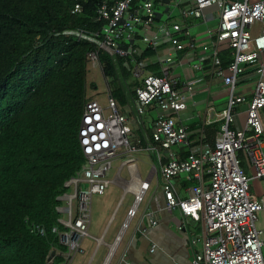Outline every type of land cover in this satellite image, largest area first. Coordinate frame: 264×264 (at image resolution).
I'll list each match as a JSON object with an SVG mask.
<instances>
[{
	"label": "built area",
	"instance_id": "obj_1",
	"mask_svg": "<svg viewBox=\"0 0 264 264\" xmlns=\"http://www.w3.org/2000/svg\"><path fill=\"white\" fill-rule=\"evenodd\" d=\"M156 1L157 5L154 0H98L93 19L97 29L73 31L77 39L93 44L86 58L102 75L104 54L118 69L127 70L137 85L130 88L125 82L129 117L118 111L104 75L109 114L104 117L94 100H87L82 107L78 141L85 164L63 183L65 191L56 197L55 206L62 229L51 228L65 247V252L59 253L61 264H71L72 255L82 252L80 241L89 236L90 200L108 187L106 174L112 161L119 159L133 180L135 154L141 150L153 155L150 174L159 178L165 210L202 224V249L194 254L192 264H264L263 231L256 226L257 213L264 212V194L257 198L249 192L250 180H261L264 185V0ZM211 7L218 9L217 26L207 29L200 43L193 35L192 21L205 20V10ZM81 11V3L76 2L70 13ZM254 24L262 28L253 34L250 28ZM162 48L165 54L161 56ZM145 50L152 52L150 61L141 59ZM225 52L231 56L226 66L221 58ZM181 57L189 60L195 73L183 84L172 76ZM149 62L155 64L153 70ZM246 68L254 72L256 81L246 102L244 125L234 128L236 108L245 103V97L234 92ZM207 79H219L228 98L218 112L212 105L206 106L207 122L219 124L213 143L204 142L201 136L198 144L190 147L187 129L179 118L192 102L196 84ZM205 89L210 95V83ZM150 109L155 116L149 133L145 130L143 135ZM132 123L142 137H149L144 145L140 139L130 142ZM241 150L248 157L252 176L240 166L237 152ZM180 176L197 183L185 198L178 197L174 188L173 181ZM148 187V180H141L131 191L133 202L114 243L135 216ZM148 216L150 226H155L156 221ZM28 228L38 236L46 233L38 223L29 222ZM190 241L198 239L191 237Z\"/></svg>",
	"mask_w": 264,
	"mask_h": 264
},
{
	"label": "trees",
	"instance_id": "obj_2",
	"mask_svg": "<svg viewBox=\"0 0 264 264\" xmlns=\"http://www.w3.org/2000/svg\"><path fill=\"white\" fill-rule=\"evenodd\" d=\"M75 2L82 5L79 14L70 13ZM97 3L0 0V264L62 262L65 247L51 228L62 229L55 206L63 183L85 164L78 129L88 100L86 53L93 49L73 31L97 29ZM151 54L145 50L141 59L150 61ZM221 58L226 64L231 60L226 52ZM101 63L114 92L125 93V82L137 85L104 54ZM218 126H203L206 142H213ZM29 222L44 226L45 235L31 233Z\"/></svg>",
	"mask_w": 264,
	"mask_h": 264
},
{
	"label": "crops",
	"instance_id": "obj_3",
	"mask_svg": "<svg viewBox=\"0 0 264 264\" xmlns=\"http://www.w3.org/2000/svg\"><path fill=\"white\" fill-rule=\"evenodd\" d=\"M236 1L243 2L244 0ZM211 15H215V17L212 18ZM205 16V20L201 19L192 21L193 26H195L193 35L198 38L200 43L201 37L207 29L214 30L216 28L217 23L214 26L215 28L209 27L207 24L209 21L212 22V20L218 22V9L216 7H211L206 10ZM201 25H206L207 27L205 29H199ZM261 28L262 26L260 24H254L250 30L251 33L254 34L261 31ZM159 54L161 56L164 55L165 48H162L159 51ZM189 64L190 62L186 57H181L179 63L172 69L173 78L178 79L180 84H183L184 81L190 80L195 76V73L192 71ZM224 65L226 66V63H224ZM176 68H180V74L175 73ZM149 69L153 70L154 68L149 67ZM255 81L256 75L254 72H252L250 68H246L245 72L237 82L235 89H238V93H241V95L245 97V103L236 108V118L233 123L234 128H242L244 125L246 102L249 101L253 95ZM208 83H210V95H208L205 89ZM201 91L205 92L207 95L206 106H209V98L211 95L213 96L210 105H212L215 112L219 111L217 110L219 106H223V104L226 106L228 90L219 79H212L210 82L209 79H207L203 83L196 84L192 95L194 96ZM193 96L192 102L188 103L195 106ZM151 111H153L154 114H151ZM127 116L129 117L130 114L128 113ZM147 116L144 118L143 133L140 130H137L140 135L141 133L144 135L145 130L149 133L150 123L155 116V111L150 109ZM238 117L241 119V124L238 121ZM208 118L206 107L204 109L202 120H199L198 116L191 114L188 108L180 114L179 121L184 124L187 129L190 147L196 146L201 136L202 140L206 142L202 135V129L203 126L209 124L207 122ZM196 134L197 137L195 136ZM143 139L146 142L149 141L148 136H144ZM147 155L153 157V155L149 153H147ZM116 160L118 161V164L113 177L109 179V185L116 186L120 192L119 194L113 195V197L107 202V210L104 211L101 216H96V214H94V217L91 220L90 215V222L88 225L89 236L81 239L80 248L82 249V252L75 253L78 254L76 258L74 257L75 254L72 255L71 264H192L194 254L200 252L202 249L201 240L204 235L202 224L200 222H195L190 218L181 216L177 211L168 213L165 210L159 178L154 174H150L151 169L145 178H141L136 164L137 161L135 160V166L132 171L134 178L132 180L129 178L130 176L127 167L122 166L119 159ZM151 164L153 163L151 162ZM123 169L126 173V178L124 179L119 177V174ZM153 179L155 180L153 183V190L149 192V190H151ZM141 180H148V190L145 192L135 216L131 218L127 228L122 232L120 240L114 243L116 236L120 232L121 225L125 220L126 211L133 202V194L131 191H133L135 185ZM253 181L252 186L254 185L256 193V184L259 186L261 185L264 189L261 180L255 179ZM173 183L176 193L180 198L187 197L190 194L191 186L197 184L195 181H187L184 176L176 178ZM249 192L257 198L264 194V192L260 193V195L252 193L250 188ZM127 195H129V198L127 199L125 208L120 211ZM148 214H150L151 218L156 221L155 226H150ZM179 226H182V229H179ZM191 237L198 239V241L191 243Z\"/></svg>",
	"mask_w": 264,
	"mask_h": 264
},
{
	"label": "rangeland",
	"instance_id": "obj_4",
	"mask_svg": "<svg viewBox=\"0 0 264 264\" xmlns=\"http://www.w3.org/2000/svg\"><path fill=\"white\" fill-rule=\"evenodd\" d=\"M240 1H242V0H240ZM211 17L214 18L215 15H211ZM216 23H217L216 20H212V22L209 21L207 26L214 27L216 25ZM207 26L201 25V27L199 29H205ZM175 73L180 74L181 73L180 68H176ZM85 82H86V87H85L86 99L97 101L99 106L102 108V115L104 117H106L110 112V109L107 108V100H106L107 96H108V89H109V92H111V94L113 95V98L115 100L116 107H117L118 111L120 113L128 115L129 103L127 101L126 94L122 93V95H120L117 92H114V87H111V85H109V88L107 89V84H106V81H105L103 75L101 74L99 69L94 68L93 65L89 61H86ZM90 83H93L95 85V87L94 88L90 87ZM237 90L238 89H235L234 95H241V93H238ZM217 95H219V94H217ZM206 98H207L206 93L201 91L200 93H197L193 96V102L195 103V106H193L191 103L187 104V108L190 110V113L194 114V116H198L199 120L203 119L204 109L207 105ZM211 100H213L212 95L209 98V102H208L209 105L211 104V102H210ZM224 107H225V104H223V106H219L217 108V110H220ZM151 114H154L153 111H151ZM238 121L241 124V119L239 117H238ZM130 128H131V133L128 135L130 142L133 144V143H136V139H140L142 145H144L145 141H144L143 137L135 130L136 129L135 124L132 123V125H130ZM195 136L197 137V134ZM237 156H238L241 167L245 170L246 175L252 176L253 175V169L250 166V163H249V160H248L246 153L243 150H241V151L237 152ZM135 160L137 161L136 164H137L138 172H139L141 178H145V176L148 175V172L151 169L150 167H152V165H153V164H151V162L155 163L153 160V157L152 156L149 157V155H147L146 151L141 150L135 154ZM117 164H118L117 160L112 161V165H111L112 168L106 174V177L108 179H111L113 177V175L116 171ZM119 177L122 179L126 178V173H125L124 169L120 172ZM154 182H155V180L153 179V182L151 183V190H149V192L153 190V186H154L153 183ZM252 182H254V181L253 180L249 181V184L251 186L250 191L252 193L260 195V193L264 192V189L261 187V185L259 186L258 184H256V186H255L257 188V193H256L255 192L256 190H254V185L252 186V184H253ZM119 192L120 191L116 186L108 185V187L105 189V191L102 195L92 196L91 200H90L91 220L93 219L94 214H96V216H101L103 214V212L107 210V202L113 197V195L119 194ZM128 198H129V195H127L123 205L120 208V211L125 208V204H126ZM61 217H64V215H61ZM256 226L258 229L263 231V233L260 236V239L263 242L261 251H262V254L264 256V212L257 213ZM77 256H78V254L74 255L75 258Z\"/></svg>",
	"mask_w": 264,
	"mask_h": 264
},
{
	"label": "water",
	"instance_id": "obj_5",
	"mask_svg": "<svg viewBox=\"0 0 264 264\" xmlns=\"http://www.w3.org/2000/svg\"><path fill=\"white\" fill-rule=\"evenodd\" d=\"M54 256V250H51L50 253L47 256V261L49 262Z\"/></svg>",
	"mask_w": 264,
	"mask_h": 264
},
{
	"label": "clouds",
	"instance_id": "obj_6",
	"mask_svg": "<svg viewBox=\"0 0 264 264\" xmlns=\"http://www.w3.org/2000/svg\"><path fill=\"white\" fill-rule=\"evenodd\" d=\"M75 3H76V2H75ZM75 3H74V4H75ZM79 3H80V2H79ZM102 69H103V68H102ZM108 85H109V84H108ZM88 100H90V99H88Z\"/></svg>",
	"mask_w": 264,
	"mask_h": 264
}]
</instances>
